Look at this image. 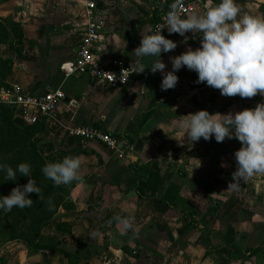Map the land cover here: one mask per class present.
<instances>
[{
    "label": "crops",
    "instance_id": "crops-1",
    "mask_svg": "<svg viewBox=\"0 0 264 264\" xmlns=\"http://www.w3.org/2000/svg\"><path fill=\"white\" fill-rule=\"evenodd\" d=\"M173 2L0 0V17L17 23L22 33L19 50L1 46L0 57L12 65L0 77V88L14 86L30 94L64 91L54 114L41 121L37 151L45 163L79 156L84 179L63 185L69 189L65 205L42 230L59 249L50 253L10 243L0 249V264H264V173L242 181L238 191L227 188L240 142L225 138L218 143L213 137L190 143L180 127L198 110L239 111L264 97L222 96L196 83L197 74L185 67L167 91L160 88L161 73L147 68L134 73L122 89L60 71L90 23L98 25L99 58L130 67L141 36ZM215 2L202 0L187 15ZM236 2L241 15L264 16V0ZM162 35L177 42L174 50L161 53L166 71L171 70L169 57L200 46V33L187 32L186 40L176 33ZM83 125L114 135L125 158L118 159L96 140L69 135L70 128ZM153 162L157 175L143 197L136 185ZM117 215L132 217V229L121 234L113 219Z\"/></svg>",
    "mask_w": 264,
    "mask_h": 264
},
{
    "label": "clouds",
    "instance_id": "clouds-1",
    "mask_svg": "<svg viewBox=\"0 0 264 264\" xmlns=\"http://www.w3.org/2000/svg\"><path fill=\"white\" fill-rule=\"evenodd\" d=\"M183 0H174L164 22L149 28L140 43L133 49L136 59L129 68L131 73L160 72L162 91L174 88L178 82L176 73L185 67L197 74L196 83H205L218 89L222 96L252 98L264 97V16L241 15L236 0H218L210 3L203 12L184 15L180 11ZM166 28L169 34L182 37L185 33H200V46L186 48L182 53L169 57L171 70L161 59V53H168L177 47V42L161 34ZM184 129L181 137L197 142L201 138L223 142L225 138L237 139L241 147L234 152L235 171L227 188L238 191L241 182H247L256 173H264V102L254 107L226 113H209L201 109L190 113L180 122ZM180 137V138H181ZM79 156H65L59 162L46 163L41 172L55 186L84 183L80 173ZM0 174L3 180L16 181L18 176L28 177L23 185L17 184L8 195H0V211L10 212L14 207L25 209L32 206L30 193L41 197V188L32 178V167L20 162L15 168L0 160ZM49 203L51 201L49 200ZM121 225V234L133 227L132 217H113Z\"/></svg>",
    "mask_w": 264,
    "mask_h": 264
},
{
    "label": "trees",
    "instance_id": "trees-1",
    "mask_svg": "<svg viewBox=\"0 0 264 264\" xmlns=\"http://www.w3.org/2000/svg\"><path fill=\"white\" fill-rule=\"evenodd\" d=\"M264 14V4L261 5ZM1 24V23H0ZM10 30L0 26V41L4 45L19 50L22 33L19 25L12 21L8 22ZM7 38L11 39L5 41ZM1 48V46H0ZM12 61L0 57V77L4 78L11 71ZM13 111L6 106H0V160L10 164L12 167L20 162H28L32 167V178L36 180L41 188V197L36 193H30L29 198L33 200L32 206L25 209L13 208L8 213L0 211V244L20 241L25 243L31 250H47L50 253L57 251L58 242L55 238L45 236L42 230L52 220L59 207L65 205L69 189L63 185L55 186L53 182L46 179L41 168L46 164L37 151L38 139L36 134L43 128V119L20 127L13 123ZM144 177H140L136 189L140 196L146 197L145 186H153L157 175L154 162L148 164ZM28 177L18 176L16 181H0V195H8L17 184L23 185ZM0 180L3 175L0 174ZM157 183V182H156ZM155 194V188L151 189L150 195ZM49 200L51 203H49ZM210 211V210H209ZM74 260V259H73ZM75 262L72 261V263Z\"/></svg>",
    "mask_w": 264,
    "mask_h": 264
},
{
    "label": "built area",
    "instance_id": "built-area-1",
    "mask_svg": "<svg viewBox=\"0 0 264 264\" xmlns=\"http://www.w3.org/2000/svg\"><path fill=\"white\" fill-rule=\"evenodd\" d=\"M202 0H183L180 11L187 15L196 6L201 5ZM163 12L150 28H155L164 22L166 13ZM98 25L90 23L78 44L70 61L60 65V71L66 76L84 75L100 82L111 89H122L128 86L134 73L124 62L112 59L103 62L95 51V43L98 38ZM166 28L161 34L166 33ZM65 94L61 88L48 90L43 94H30L21 91L14 86L0 88V106L9 107L13 116L24 121L25 124H33L45 117L51 116L58 105L64 100ZM69 135L80 140H96L103 144L109 151L116 154L118 159L125 158V152L119 140L112 134L93 125H83L69 129Z\"/></svg>",
    "mask_w": 264,
    "mask_h": 264
},
{
    "label": "rangeland",
    "instance_id": "rangeland-1",
    "mask_svg": "<svg viewBox=\"0 0 264 264\" xmlns=\"http://www.w3.org/2000/svg\"><path fill=\"white\" fill-rule=\"evenodd\" d=\"M8 22H9V20H8L7 18H2V17H0V23H1L0 26H1V27L3 26V27L6 29V31H7V30H10ZM5 41H6V42L9 41V44L11 43V45H12V41H11V39L7 38ZM4 44H6V43H3V42L0 41V46L3 47ZM7 46H8V44H7ZM0 49H1V48H0ZM11 243L13 244L14 242H11ZM16 243H20L21 245L26 246L25 243L20 242V241H16ZM6 245H10V243L8 242V243H4V244H2V245L0 244V249H1L2 247L6 246Z\"/></svg>",
    "mask_w": 264,
    "mask_h": 264
},
{
    "label": "water",
    "instance_id": "water-1",
    "mask_svg": "<svg viewBox=\"0 0 264 264\" xmlns=\"http://www.w3.org/2000/svg\"><path fill=\"white\" fill-rule=\"evenodd\" d=\"M13 123L16 124V125H18V126H20V127H22V126L25 125L24 121L21 120V119L18 118V117H14V118H13Z\"/></svg>",
    "mask_w": 264,
    "mask_h": 264
}]
</instances>
